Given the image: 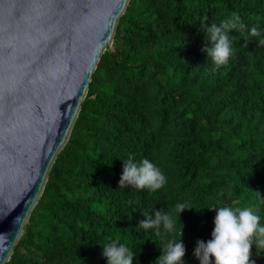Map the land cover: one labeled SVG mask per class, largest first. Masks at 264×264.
<instances>
[{
	"label": "trees",
	"instance_id": "obj_1",
	"mask_svg": "<svg viewBox=\"0 0 264 264\" xmlns=\"http://www.w3.org/2000/svg\"><path fill=\"white\" fill-rule=\"evenodd\" d=\"M233 13L246 27L229 33L232 55L217 67L203 51L211 44L201 21L220 24ZM261 38L264 0H129L114 49L100 56L74 130L5 264H108L101 245L109 238L136 252L133 264H156L159 244L173 236L185 245V264H200L197 241L210 240L215 227L208 209L253 207L264 225ZM129 158L148 159L167 183L155 192L119 188ZM177 203L193 208L181 221ZM160 210L172 211L175 233L139 228L143 213ZM251 259L264 264V252L253 245Z\"/></svg>",
	"mask_w": 264,
	"mask_h": 264
},
{
	"label": "water",
	"instance_id": "obj_2",
	"mask_svg": "<svg viewBox=\"0 0 264 264\" xmlns=\"http://www.w3.org/2000/svg\"><path fill=\"white\" fill-rule=\"evenodd\" d=\"M129 0H0V264L20 244Z\"/></svg>",
	"mask_w": 264,
	"mask_h": 264
},
{
	"label": "clouds",
	"instance_id": "obj_3",
	"mask_svg": "<svg viewBox=\"0 0 264 264\" xmlns=\"http://www.w3.org/2000/svg\"><path fill=\"white\" fill-rule=\"evenodd\" d=\"M208 17H203L201 27L204 28L206 40L210 42V47H205L203 51L211 57L212 62L221 66L229 60L233 52L232 39L229 33L232 31H243L244 23L238 14L222 21L220 24L215 22L209 25ZM251 36H259L260 33L255 27L250 31ZM260 46H264V38L258 41ZM167 183L165 175L160 168L148 159H142L139 163L133 158L124 161L123 173L119 181V188L132 186L136 189H148L155 192ZM188 207L185 203H177L174 211L179 214ZM208 209V208H205ZM204 210V209H202ZM200 210V211H202ZM215 210L214 230L212 238L207 242L197 241L194 249V256L200 264H255L251 259L252 247L255 245L257 253L264 252V225L261 224V217L258 209L253 207H231L220 206ZM146 219L140 221L139 228L145 230L155 228L157 235H160L161 228L165 234L176 232V219L172 211H155L154 215L143 213ZM183 238V231L181 232ZM163 249V254L159 257L156 264H185L186 254L185 245L182 239L173 238L159 244ZM102 246V255L107 259L108 264H133L134 257L137 255L126 244H122L119 238H109V242Z\"/></svg>",
	"mask_w": 264,
	"mask_h": 264
}]
</instances>
